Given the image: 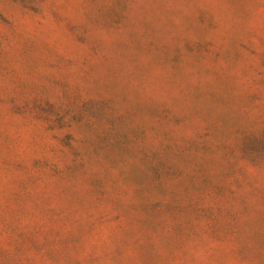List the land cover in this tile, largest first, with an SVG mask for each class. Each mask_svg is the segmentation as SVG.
<instances>
[{
	"label": "rangeland",
	"instance_id": "rangeland-1",
	"mask_svg": "<svg viewBox=\"0 0 264 264\" xmlns=\"http://www.w3.org/2000/svg\"><path fill=\"white\" fill-rule=\"evenodd\" d=\"M0 264H264V0H0Z\"/></svg>",
	"mask_w": 264,
	"mask_h": 264
}]
</instances>
